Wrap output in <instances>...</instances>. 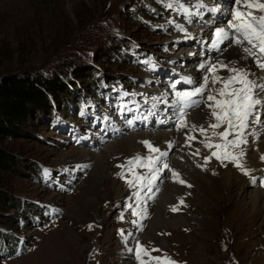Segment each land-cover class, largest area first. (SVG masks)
<instances>
[{"label": "rangeland", "instance_id": "374dc122", "mask_svg": "<svg viewBox=\"0 0 264 264\" xmlns=\"http://www.w3.org/2000/svg\"><path fill=\"white\" fill-rule=\"evenodd\" d=\"M193 1L0 0V78L6 73H26L34 78L57 79L66 85L65 95L48 102L54 116L34 114L16 128L11 138L0 140V149L16 161L10 171L0 172V240L8 241L0 247V264H139L138 245L152 257L166 255L175 264H264V214L255 217L249 226H243L249 212L232 220L226 214L218 215L216 220L217 216L208 214L213 205L217 206L210 189L209 195L206 191L211 196L209 201L199 200L200 196L191 200L192 207L195 202L203 211L195 206L190 215L188 209L181 210L183 203H179L177 207L181 209L172 211V215L161 214L155 222L153 210L143 223L137 215L145 217L146 211L138 209L137 202L147 181L134 182L135 186L130 187L127 180L133 178L132 173L124 169L121 178L122 169L116 167L141 156L133 149L137 146L131 148L133 152L128 147L115 149L111 160L104 159L103 176H93L96 157L125 135L102 144L94 138L90 148L89 141L73 142L69 127L58 122L67 117L62 113L70 107L67 99L79 97L80 91L85 89V95L95 91L96 96L102 97L103 81H121L143 91L145 80L153 79L136 65L131 54L134 50L141 48L178 60L183 50L178 39L184 34L179 28H195L198 21L192 25L184 16L191 18L196 13ZM206 4L218 7L217 1L208 0ZM184 8L187 13H181ZM190 33L188 41L203 36L194 30ZM189 55L184 58L189 60ZM77 109L79 112L82 106ZM76 116L69 114L67 118H74L83 126L81 117ZM207 116L202 114L203 119ZM86 127L90 137L102 136L97 128ZM87 137L90 138L88 134ZM150 154L153 157L154 153ZM217 162L238 169L230 160ZM42 169L52 171L59 188L54 180L45 183L49 179ZM146 169L136 166L134 171L142 175ZM162 178L166 183V169ZM260 178L256 186L264 190ZM214 181L218 184L219 179ZM179 185L184 190V184ZM137 192L139 198L134 195ZM233 194H237V189ZM155 202L157 199L153 205ZM233 203L237 205V199ZM40 206L42 211L45 207L53 209L55 215L44 218ZM176 213L187 218L178 226L173 225L174 219L182 216ZM21 242L20 254H4L5 247L15 248ZM142 259L155 264L148 256L142 255Z\"/></svg>", "mask_w": 264, "mask_h": 264}, {"label": "bare ground", "instance_id": "6f19581e", "mask_svg": "<svg viewBox=\"0 0 264 264\" xmlns=\"http://www.w3.org/2000/svg\"><path fill=\"white\" fill-rule=\"evenodd\" d=\"M206 1L208 0H195V2L193 1V4L199 5L202 2L205 6H207ZM262 2H264V0H262ZM213 8L217 7L214 6ZM193 15L202 17L203 13L198 12L193 13ZM206 22L210 24L214 23L213 21H210L208 19L206 20ZM197 23L199 22H196L195 28L188 29L182 26V32L184 34L182 37L180 36L181 38H179L178 40L188 41L187 35L191 30H194V32L196 31V33L199 32L200 34H203V36L198 35L202 38H198L196 40L203 41L207 38V35H209L210 37L211 33L209 29ZM200 30H203L204 33H202ZM179 31L181 32V30ZM184 35H186V37H184ZM175 41L178 42L177 40ZM188 53H194L196 56L193 54L192 58L190 60H187L186 58L188 57H184ZM177 59L180 62L185 61L183 69L187 71L195 81L196 79L200 81L201 77H203V75L205 74L204 68L200 67L201 64L211 65L217 60L226 59L227 61H238L237 67L244 66L245 68H249L251 72L254 73V75L250 76V79L256 80L257 83L263 82L262 73L253 66L251 60L238 46L228 47L222 54L220 52V54L215 55L214 60H212L203 58L202 54H200L199 51H195L194 44L186 45L185 43H183V50H181ZM217 74L220 76L228 75L226 71H218ZM210 77L211 75H209V78ZM202 80L204 79L202 78ZM201 84H203V82H201ZM211 87L212 85L209 84V88ZM215 87L218 88L220 86L219 84H217L215 85ZM255 92L261 97L264 96V93H261L259 88L255 89ZM207 94L208 93L206 92L205 99L207 98ZM210 112L211 109L205 107L204 104H201V106L198 107L193 113L185 117L188 122V127L182 128L180 130H177V128H171L152 130L141 133H125V136L121 141L116 142L111 147H107L104 152L101 153V155H98L96 157L97 164L95 165V167H93L92 175L94 176L99 174V176H103V168L105 166L104 159H107L106 161H108L110 158L111 160V157H113L115 149L117 148L128 147L129 150L132 151L131 148L137 146V148L133 149L136 152L140 153L141 158H147L151 156L149 150H146L144 148L141 149V147L145 146L143 142L148 141L150 144H152L153 147L159 148L161 152H167V156L160 157L155 165L156 169H158L159 172L156 180L154 181V183H152L154 184V186L150 189V191L144 189L140 194L139 202H137L139 203L138 209L146 211L145 217L139 214L137 215L140 218L141 222H146L145 218L148 216V213L153 212V210H155V215L153 217L155 222L161 219V214L165 216L170 213L172 215L173 208H176V210L181 209L177 207V205L179 206V203H183L181 210L188 209V212H190L189 214L192 215L190 211L191 208H195V206H197L196 209L200 211V206H198L197 203L195 204L194 202L193 207L191 206V200L193 199V197L196 196L197 198V196H200L199 200H202L204 202L209 201V198L211 196L208 197V195L210 194L208 192L210 189H212L214 191V195L212 198L217 203V206L215 205V208L213 207L214 205L212 206L213 208L210 206V213L208 212L210 216H213L214 218L215 216H217V220L219 218L218 215L223 216L224 214H226L227 219L232 220L241 218L246 212H249V218L251 219V221H248V218V220L244 222L246 224H243V226H249L250 224H253L255 222V217L264 214V211H262V208L264 210V190L257 188L256 183H252L253 178L257 180L258 177L264 176V160L261 159V157L264 156V118L261 122L255 124L254 121H251L252 117H250L248 127L245 129L244 133L247 142L240 145L238 148L230 149L234 154L239 153L241 149H243L244 156L242 157L241 162L243 164V168L249 172V175H245L240 168L235 170L229 165H219L216 157L213 156L212 153L220 150L214 147H205V144L202 143V141H205V136L201 135L198 130L194 132L191 131V127L193 124H196L198 127L200 125H203L207 128V124L209 122L215 123L216 121L210 116ZM203 113L208 115L209 118L203 119ZM150 121L152 120L148 117L146 122ZM257 129L259 130L256 131ZM216 131L222 132L223 127L217 129ZM188 135L194 136L195 139L191 141L187 140ZM207 135L211 137L210 142L213 144L222 142L218 136H212L211 129H208ZM230 137L234 138L233 136ZM170 144L171 147H169ZM197 150H199L198 154ZM117 152L119 151L117 150ZM157 156H159V153L153 154V158H156ZM169 157H171L170 161L168 160ZM165 164H167V168L164 167ZM158 165L159 167H157ZM164 169L167 170L166 183L162 181V174ZM173 172L177 174L179 178L178 180L173 177ZM141 174L147 175L149 178L152 175V173L149 172L148 168ZM171 179L176 180L175 183L170 182ZM214 179H219L218 184L216 183V181H214ZM179 181H183V183H179ZM162 184H165L163 188L161 187ZM179 184H184V190L179 189V186H183ZM145 186H149L147 182H145ZM234 189H237L236 195L233 194ZM160 191H162V193L158 198ZM206 191L208 195L206 194ZM188 197L190 198L188 199ZM156 199L157 202H155V204L153 205V202ZM236 199L238 202L237 205L233 203ZM188 204H190L189 208ZM155 206L156 208L154 209ZM176 215L182 216V218L174 219V226H178V224L184 223L187 219L184 215L177 213Z\"/></svg>", "mask_w": 264, "mask_h": 264}, {"label": "snow or ice", "instance_id": "6c2138e0", "mask_svg": "<svg viewBox=\"0 0 264 264\" xmlns=\"http://www.w3.org/2000/svg\"><path fill=\"white\" fill-rule=\"evenodd\" d=\"M230 2L224 13L226 17L230 16V19L221 22V26L216 27L214 32V38L211 39V47L221 52L226 51L232 44L241 46L246 44L248 46L243 47L244 53L247 56L254 57L257 61V67L264 71V14H254L251 10H257L259 13H264V3L260 0H234ZM169 7L172 5L169 4ZM205 5L201 2L198 7H204ZM247 9V10H245ZM187 12V9H184ZM210 11L220 12L219 8H212ZM179 28V25H177ZM183 31V29H180ZM225 45L221 48V45ZM238 61L229 60L227 63L224 60H217L211 65L201 64V68H205L211 77L205 76L202 85H195L194 81L190 77L183 78L184 83L193 85L191 90L188 91H177L176 100L174 105L178 106L179 118L176 124L177 130L188 127V122L185 119L186 109L198 108L201 104L211 109L210 116L215 119V123L209 122L207 128L203 125L199 127L193 124L191 131H199L201 135L205 136V147H214L220 151L213 152L212 155L217 160H230L236 167L240 168L245 175H249V172L243 168L241 162L244 156V151L241 149L239 153L234 154L229 151V148L235 149L240 145L245 144V129L248 127L249 118L253 117L254 109L258 104L264 103V100L257 98L255 89L259 88L261 93H264V82L257 83L256 80L250 79V76L254 75L249 68L244 66L237 67ZM219 70H225L228 75H218ZM179 83V81L177 82ZM209 84L212 85L209 88ZM220 84L221 87L216 88L215 85ZM239 85V87H236ZM175 88V84L172 85ZM207 92V98L204 99V94ZM127 95V93H124ZM200 97V99H196ZM211 102V103H209ZM131 123V121H128ZM226 125V126H225ZM223 127L222 132L216 130ZM208 129L212 130V136H218L221 143H211V137L207 135ZM233 136L234 138L229 140L228 137ZM195 139L194 136L188 135L187 140L191 141ZM145 146L152 153H159V156L153 158L151 156L147 158H141L140 156L134 159L128 160L126 164H117L116 167L121 168V178H124V169L132 173V179L127 180L130 187H134L135 183L147 181L148 185L154 183L157 178L159 170L156 169L155 165L160 157L167 156V152H161L159 148L153 147L148 141L143 142ZM171 147V144L169 145ZM199 150H197V154ZM264 160V156L261 157ZM136 166L147 167L149 172L152 173L149 178L147 175H137L134 171ZM167 168V164L164 165ZM173 177L179 179L177 174L173 172ZM183 183V181H179ZM252 183L255 184L256 180L253 178ZM264 183V180H262ZM139 198V193H134ZM172 211H176L173 208ZM136 214L135 212L133 213ZM131 251V249H130ZM152 251H159V249H153ZM143 256H148L150 261H155V264H175V261L171 260L166 255L162 257H152L151 253L148 252L141 246L136 248V258L139 264H148V262L142 259Z\"/></svg>", "mask_w": 264, "mask_h": 264}, {"label": "trees", "instance_id": "16d2710c", "mask_svg": "<svg viewBox=\"0 0 264 264\" xmlns=\"http://www.w3.org/2000/svg\"><path fill=\"white\" fill-rule=\"evenodd\" d=\"M65 86L57 79L45 80L40 77L34 78L26 73H21V75L20 73L4 74L0 78V140L2 137L11 138L16 128L34 114L40 113L42 116L51 117L53 113L48 102L52 99L57 101L60 95H65ZM88 96L96 97L95 91ZM67 100L70 107L67 110H63L62 113L68 117L69 114L76 115L74 109L80 102L87 101L88 97L85 95L84 89L80 91L79 97L68 98ZM67 117L65 119H70ZM76 117L78 118V116ZM70 120L75 122L74 118ZM14 163H16L14 157L0 149V172L10 171ZM6 241L5 239H1L0 247L7 244L8 241ZM5 248L6 251L3 250L4 254L7 252L14 257L21 253L22 242L16 244L15 248L12 246Z\"/></svg>", "mask_w": 264, "mask_h": 264}]
</instances>
